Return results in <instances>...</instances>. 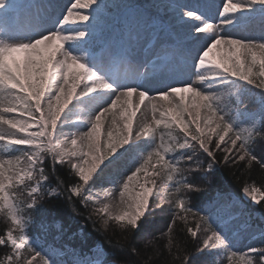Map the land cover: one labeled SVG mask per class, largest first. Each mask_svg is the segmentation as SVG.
<instances>
[{
  "label": "snow or ice",
  "instance_id": "6c2138e0",
  "mask_svg": "<svg viewBox=\"0 0 264 264\" xmlns=\"http://www.w3.org/2000/svg\"><path fill=\"white\" fill-rule=\"evenodd\" d=\"M257 5L264 14V0L170 5L181 28V72H166V57L159 54L141 62L131 49L119 55L105 48L96 51L92 40L86 38H94L101 20L103 5L97 0L43 6L56 9V15L49 18L50 26L29 24L18 34L0 29V124L14 130L0 132L4 142L0 144V210L6 209L11 220L6 232L0 233V251L10 249L0 264H66L61 258L64 253L30 236L31 218H24L11 187L25 186L31 199L28 208H35L45 191L51 198L66 192L72 213L79 215L80 206L96 203L99 207L93 214L101 216L102 228L107 229L111 220L124 233H139L146 216L151 215L150 199L157 178L165 172L175 184V199L169 201L175 209L168 225L169 244L177 219L184 221L191 237L203 233L195 249L199 255L176 257L180 264H203L205 250L216 249L227 252L228 264H264V246L250 243L243 254L236 250L242 234L264 245V187L245 184L241 189L252 205H261L258 216L241 206L243 199L231 197L216 211L202 209V215L177 195L182 190H204L184 177L185 171H202L204 175L197 179L203 185L211 184L218 150L223 152L220 160L226 166L247 160L249 166L255 162L264 169V34L234 35ZM15 7L9 0H0V10ZM86 10L91 11L85 14ZM90 17L96 24L85 23ZM217 18L218 22H213ZM153 91L155 94L149 95ZM225 94L236 96L235 107L221 105ZM245 96L258 100V112L239 108ZM5 99L9 102L2 106ZM98 99L107 106L94 105ZM146 101L152 122H142L134 131L133 118ZM109 113L111 121L105 129ZM4 114L18 116L6 118ZM161 126L168 131L157 134ZM60 136L66 137L65 142L56 143ZM204 154L210 158L206 166L200 159ZM46 157L53 164L51 175L57 164H67L72 179L57 176L52 187L44 167ZM182 161L189 167H178ZM177 174L181 179L175 180ZM106 179L118 185L119 213L112 212L109 203L93 200L92 189ZM189 217L194 228L188 226ZM117 247L118 254L129 251ZM130 251L135 253L136 248L130 247ZM71 264L108 261L97 254L76 257Z\"/></svg>",
  "mask_w": 264,
  "mask_h": 264
},
{
  "label": "trees",
  "instance_id": "16d2710c",
  "mask_svg": "<svg viewBox=\"0 0 264 264\" xmlns=\"http://www.w3.org/2000/svg\"><path fill=\"white\" fill-rule=\"evenodd\" d=\"M97 3L103 5L100 22L104 24L106 31L111 33V37L114 39L112 43H119L123 36L128 38L133 32L135 17H142L146 13H152L157 7L158 1L97 0ZM258 7L260 8V6ZM87 11L91 10H86L85 14H87ZM89 20H91V17ZM86 39H90V37ZM92 46H94V41H92ZM156 131L159 134L168 130L161 126ZM165 139L167 140V136ZM157 142H159V135H157ZM257 154L259 157V153ZM222 155L223 153L218 150L217 159L219 162L214 165L212 175L209 177L212 181L211 184L203 185L202 181L197 179V177L204 175L202 171L199 173L183 172L184 177L198 185H202L204 190L203 192L182 190L177 195L183 196L193 206V211H200L202 215L204 214L201 211L202 209L210 211L213 205L218 206V199L221 196H235L242 199L244 193L241 189L245 184L264 187V169H261L258 164L253 162V165L249 166L247 160H245L240 161L236 165L228 164L226 166L220 160ZM200 159L208 161L210 158L202 156ZM44 167L45 171L50 173L52 187H55V177L57 176L67 180L72 179L67 164H57L55 166V174L51 175L53 164L46 157ZM178 167L186 169L189 167V163L182 161ZM160 178L163 183L161 187L162 196L166 200L161 203L150 200V207L151 210H154V213L146 216V222H143L142 230L139 233H124L111 220L107 229L102 228L101 216L93 214V210L99 207V204L96 203H90L87 208L80 206L79 215L72 213L71 208L66 203V192L58 197L51 198L45 191L44 198L39 200L35 208L27 207L31 199L28 197L24 185L11 187L10 192L15 193V200L23 209L24 218H31L29 221L30 236L38 237L42 243L51 245L61 253H64L61 258L66 264H71V261L76 257L94 256L98 250L102 252L101 259L107 260L108 264H113L114 260H119L120 264H180L176 257H183L189 253L199 255L195 251L197 238L191 237L187 233L184 221L177 219L172 226L171 245L169 244L168 225L171 223L172 213L175 211L173 204L169 203V201L175 199L173 195L175 184L174 181L167 179L166 172L162 173ZM179 179H181V175L177 174L175 180ZM31 183V181H25V184ZM262 205H264V202H262ZM254 208L248 209L254 216H258L261 205ZM90 215L91 219H89ZM9 226H11V220L7 210H0V233L6 232ZM188 226H191L190 223ZM96 229L100 230L97 231ZM14 235L18 236L20 233L14 232ZM117 245H122L129 251L118 254ZM255 246L264 245L255 242ZM130 247H135L136 252L131 253ZM8 251H10L9 248H4L3 251H0V258ZM73 253H75V256H73ZM202 261L203 264H227L226 258L220 259L219 263L212 258L205 262L202 258Z\"/></svg>",
  "mask_w": 264,
  "mask_h": 264
},
{
  "label": "rangeland",
  "instance_id": "374dc122",
  "mask_svg": "<svg viewBox=\"0 0 264 264\" xmlns=\"http://www.w3.org/2000/svg\"><path fill=\"white\" fill-rule=\"evenodd\" d=\"M11 2L16 5L14 9L6 8L3 10H0V29H4L6 33L8 34H18L19 32L24 31L29 24L33 26H39L37 20H40V25L43 26H50L48 23L49 20L45 21V8L42 10V15H37L38 11L36 13H33L36 9H41V7L45 5H64L69 2V0H11ZM169 2L175 3H188V4H210L214 3L216 5H219L222 3V0H159V12L157 15V26L158 29L155 31H151L149 28V24L151 23V16H145L141 19H136V28L134 29V33L136 34V37L133 38V41L129 44V49H131L138 59L143 62L145 60L155 59L157 54L162 55L166 57V65L165 69L167 71H173V72H181L182 71V56L180 52V32L181 28L180 25L177 22L176 19V13L172 7L169 6ZM259 5L256 6V12L252 14V16L257 17L258 14H261L260 11L257 10ZM94 7V6H93ZM49 10H52V12H56V9L54 7H49ZM246 19L237 29V31L234 33V35H249V36H257L259 37L261 34H264V20H258L256 21L255 18ZM34 22V23H33ZM213 22H218L217 20H214ZM87 24H96L95 21L92 19L88 22H85ZM155 23V22H154ZM21 29L19 31H15V29L19 28ZM101 24H99L95 29V36L94 39L106 41L108 38L107 33L100 27ZM114 54H121V52L116 51L114 48L111 50ZM141 71L144 69L141 68ZM235 90H233V93ZM155 92H150L149 95H154ZM95 95V94H93ZM87 99V98H85ZM235 101L236 96L234 94H225L220 103L222 106L224 105H230L235 107ZM242 103H240V109L244 110L247 109L249 112H258L260 105L256 98L251 96H245L242 98ZM9 101L5 99L3 101L2 106H6ZM75 100L73 101V104H75ZM94 105H100L107 106V104L104 101L96 100L93 102ZM138 103V97L136 95L133 96V104ZM168 105H165L167 107ZM72 105H69V108H71ZM126 107V106H125ZM68 109L65 110L67 112ZM119 112V109L117 110ZM6 118H12L13 116H18V114H4ZM107 119L105 120V129L109 126V123L111 121V114H106ZM159 116V113H157V117ZM73 120L76 119V116L72 117ZM152 122V113L150 111V106H148V102H145V105H142L140 107V110L137 112L136 116L133 118V129L134 131L137 129V126L140 125L142 122ZM121 127L123 125V121L119 120ZM86 131L87 129H82ZM14 131L13 129L9 128L7 125L0 124V132H11ZM66 132L69 130L66 129ZM72 131H75V129H72ZM71 137L68 136L67 139H70ZM227 139V138H226ZM66 137L60 136L58 139H56V143H62L65 142ZM4 143L3 141H0V144ZM15 147H22V146H15ZM223 148V145H222ZM223 153V152H222ZM206 156V154L201 155ZM3 158H9V157H3ZM205 163V166L208 161H203ZM8 175H12L11 172L8 173ZM161 178H157V182L155 185V188L153 190L154 194L153 197L150 200L155 201L156 203L164 202L166 199L163 198V193L161 192L162 187V181ZM118 185H113L111 183L107 182V179L104 183H97V185L92 189V197L96 201H100V203H109L111 205V210L114 213H119L120 207H121V198L119 196V192L117 190ZM105 189L107 191H105ZM134 194V193H133ZM233 200H237L238 198L230 196ZM229 197L221 196L218 199V205L222 204L224 200H227ZM244 204L241 205L242 207L247 206L248 208L255 209L254 207L258 205H252L249 201V198L245 197V194L243 195ZM168 201V200H167ZM217 206V205H216ZM215 206V207H216ZM215 207L213 206L210 208V211H215ZM151 214L154 213V210H151ZM189 223L194 228L195 224L192 221L191 217H189ZM203 235L202 231L197 233V240ZM252 243L255 244V241H252L248 238L246 234L240 235L239 239L236 241V250L239 254H243L247 251L248 245ZM100 254V258L102 257V252L100 250L97 251L96 255ZM204 262L209 260L210 258L217 260V263H219L220 259L226 258L227 259V252H225L223 249H216V250H205L203 256H202ZM228 264V261H227Z\"/></svg>",
  "mask_w": 264,
  "mask_h": 264
},
{
  "label": "bare ground",
  "instance_id": "6f19581e",
  "mask_svg": "<svg viewBox=\"0 0 264 264\" xmlns=\"http://www.w3.org/2000/svg\"><path fill=\"white\" fill-rule=\"evenodd\" d=\"M162 56V55H161ZM162 57H164V56H162Z\"/></svg>",
  "mask_w": 264,
  "mask_h": 264
}]
</instances>
